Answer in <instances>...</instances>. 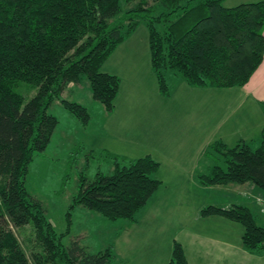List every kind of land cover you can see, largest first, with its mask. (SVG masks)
<instances>
[{"label": "trees", "instance_id": "16d2710c", "mask_svg": "<svg viewBox=\"0 0 264 264\" xmlns=\"http://www.w3.org/2000/svg\"><path fill=\"white\" fill-rule=\"evenodd\" d=\"M0 0V264H117L110 245L90 253L78 240L63 244L41 201L26 186L30 164L49 146L59 119L49 112L59 102L80 124L91 115L63 94L83 76L108 114L115 110L122 80L102 72L120 45L142 25L149 33L151 63L160 93L169 98L167 73L180 75L195 88L244 87L264 60V1L225 6V0ZM37 88L28 102L19 83ZM264 105V104H263ZM258 147L241 141L215 142L205 154L219 155L197 179L205 187L252 184L264 190V132ZM95 153V152H94ZM113 167L93 180L80 176L70 209L94 212L108 221L135 222L138 212L161 186L160 163L151 156L136 160L103 153ZM220 159V158H219ZM202 218L222 217L240 224L244 250L264 255V226L241 205H215ZM30 226L38 252L28 256L14 229ZM170 264H188L174 242Z\"/></svg>", "mask_w": 264, "mask_h": 264}, {"label": "crops", "instance_id": "0c3cea01", "mask_svg": "<svg viewBox=\"0 0 264 264\" xmlns=\"http://www.w3.org/2000/svg\"><path fill=\"white\" fill-rule=\"evenodd\" d=\"M228 1L225 0V5ZM256 1L259 2H251ZM147 41L141 52L138 45L141 63H126L124 70L123 67L112 72L104 70L106 74L120 77L122 83L113 113L108 114L104 106L97 107L102 120L101 134H90V152L109 153L129 160L151 156L160 163L155 177L162 182L161 186L139 211L135 222L118 220L109 223L101 220L98 214H87L86 210H82L83 216L97 217L112 230L111 225H118L115 241L111 244L117 264H170L175 241L183 247L188 264H264V255H252L244 250V229L240 224L222 217L200 216V211L209 205L222 208L241 205L250 208L257 221L258 218L263 220L264 214L256 201L260 197H255L258 188L252 184L205 187L197 181L200 175L208 174L213 167L210 159L214 157L205 154L213 142L220 141L229 146L241 141L253 147L257 143L260 145L264 132V60L242 88H195L185 83L186 87L179 94L181 106L178 107L173 105L172 95L166 98L159 91L148 36ZM131 90L137 93L128 97ZM213 95L230 98L224 100L220 96L213 98ZM192 100L200 103L193 110L191 106H185ZM135 108L137 112L140 110L137 116L143 124L152 119L157 122L152 132H145L146 127L141 126L139 131L143 136L139 139L122 135L128 128L115 122L120 116L123 119L125 115L128 118L136 116L130 115L137 114ZM178 112H185L184 117L180 118ZM69 120L75 130L87 127L92 133V116L86 126L73 118ZM196 203L198 205L193 207L191 215L183 212L184 206L187 208ZM170 233L173 237L164 238ZM163 240L166 242L165 252L162 251Z\"/></svg>", "mask_w": 264, "mask_h": 264}, {"label": "rangeland", "instance_id": "374dc122", "mask_svg": "<svg viewBox=\"0 0 264 264\" xmlns=\"http://www.w3.org/2000/svg\"><path fill=\"white\" fill-rule=\"evenodd\" d=\"M247 1H250L249 3H253L251 2L253 0H229L225 6L227 8H233L246 3ZM148 3L155 9L156 12H160L162 10L158 4L151 0H148ZM147 36L149 40L148 29L146 25L142 24L127 41L118 47L117 51L104 64L102 72H104V70L112 72V70L122 67L124 70L126 63L133 65L141 63L143 60L139 58V47L141 52V48L148 44ZM119 51V55L115 57V54H117ZM148 63L150 64L149 53ZM167 81L172 95V103L173 105L180 107L181 102L179 99V94L182 88L186 87V82L180 75H177L173 72L167 73ZM76 84L80 85H69L65 93V99L69 101H77L76 103H82L85 105L83 106L87 108L89 114L92 116V133L87 127L86 129L80 128L75 130L69 118H73L76 121L77 119L67 110H65L62 104L59 102L54 103L49 109V112L59 119V126L47 149L43 153L36 154L33 162L30 164L26 186L29 193L35 199L42 202L46 210L47 217L53 223L57 233H68L63 239V244L66 247H70L74 241L78 240L82 247H86L90 253L95 254L105 250L108 246L114 243L115 235L118 231V225H111L113 226V230L109 229L105 227L104 223H101L97 217H91L90 215H87V217H90L87 218L86 215L83 216L82 210H86L87 214H94V212H91L85 208L82 209V207L71 210L70 206L73 196L78 191L80 176L83 173L89 179L93 180L98 172L110 175L113 172V167L103 154H92L90 152V140L92 139L90 138V134H101L100 128L102 120L100 114L98 113L99 110L97 107L102 108L103 105L92 99L91 88L86 76H83L80 83ZM16 91L25 98V102H28L37 94V88H33V86L23 82L17 85ZM136 93V91L131 90L128 97L133 96ZM216 96L225 98L224 100H226V98H230L226 97V95H213L212 97L215 98ZM151 97L152 96L149 98ZM205 98L206 97L204 96V99ZM139 105L141 106V104ZM185 106H191L193 110L198 108L197 106H200V103L197 100H192L191 103L188 102L185 104ZM135 110L137 114L132 113L130 115L136 116L128 118V115H125V119L120 116L119 119L115 120V122L124 124L125 127L128 128V131L122 135L139 139L138 137L143 136L142 132L139 131L141 126L142 128L146 127L147 129L146 131L143 129V131L152 132L157 122L155 119H152L143 124V120L139 119L137 116L140 110L138 112L137 108H135ZM184 115L185 112L184 114L183 112H178V116H180V118L184 117ZM122 128H120V130ZM115 132L116 131H113V133ZM115 135L119 134L116 133ZM258 146L259 143H257L254 147L256 148ZM213 157L214 158L210 159L213 166L220 165L223 168L226 167L223 159L219 155H214ZM257 196L260 198H258L256 201L262 208V205L264 204V190L258 188V194H256L255 197ZM227 201L229 200L227 199ZM206 203L207 202H204V205H206ZM197 205L198 204L196 203L187 208L184 206L183 212L185 214L191 215L193 212V207H197ZM99 218H101V220H105L106 222L114 223L104 219L101 216ZM258 223L264 226V219L260 220V218H258ZM14 232L28 256H31L33 251H40L34 238L32 227L27 226L20 229H14ZM148 234L151 235L152 231L149 230ZM166 237H169L170 239L173 237L172 233H170L169 236H164V238ZM165 250L166 242L163 240L162 251L165 252Z\"/></svg>", "mask_w": 264, "mask_h": 264}, {"label": "built area", "instance_id": "2783aa9c", "mask_svg": "<svg viewBox=\"0 0 264 264\" xmlns=\"http://www.w3.org/2000/svg\"><path fill=\"white\" fill-rule=\"evenodd\" d=\"M261 211L264 214V204L262 205Z\"/></svg>", "mask_w": 264, "mask_h": 264}]
</instances>
